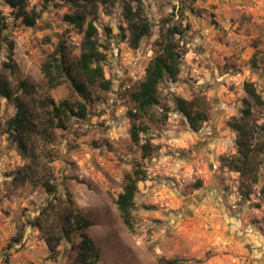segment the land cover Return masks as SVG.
Returning <instances> with one entry per match:
<instances>
[{
  "label": "rangeland",
  "instance_id": "obj_1",
  "mask_svg": "<svg viewBox=\"0 0 264 264\" xmlns=\"http://www.w3.org/2000/svg\"><path fill=\"white\" fill-rule=\"evenodd\" d=\"M129 2L135 5L110 0L83 9L60 0L46 6L29 0L27 9L41 15L34 27L0 4L8 18L0 35V80L29 106L36 128L43 127L51 99L83 101L71 80L50 88L42 72L60 41L72 63L80 55L83 33L64 15L84 12L94 21L112 83L109 91L89 86L86 118L50 130V141L32 135L25 150L6 130L16 104L0 96V264H75L76 242L64 238L50 249L51 238L57 242L62 235L60 213L69 197L91 223L87 232L100 249L98 264H233L232 255L252 256L251 264H260L264 107L253 104L244 83L253 82L264 97V0H144L142 14L152 31L138 48L129 45ZM181 9L183 16L171 14ZM173 21L189 25L187 53L178 81L165 78L159 86L161 104L142 116L148 130L141 133V143L151 139L153 145L145 158L131 136L134 121L128 111L137 107L130 94L156 53L163 26ZM21 81L28 84L25 92L18 90ZM178 97L207 115L197 129L178 109ZM163 107L170 109L168 119ZM238 142L250 147L245 175L222 162L240 154ZM136 166L147 179L139 183L130 228L114 198L123 189L124 174ZM47 185L57 191L49 192ZM21 230L20 240H13ZM226 242L231 247H218Z\"/></svg>",
  "mask_w": 264,
  "mask_h": 264
},
{
  "label": "trees",
  "instance_id": "obj_2",
  "mask_svg": "<svg viewBox=\"0 0 264 264\" xmlns=\"http://www.w3.org/2000/svg\"><path fill=\"white\" fill-rule=\"evenodd\" d=\"M29 0H0L1 3L7 4L11 8V13L15 19H21L23 24L29 27H34L37 24L38 18L41 16L34 8L28 10ZM57 0H43L44 5ZM76 8H83L88 4H106L110 0H60ZM121 1V0H120ZM135 5L130 2L125 4L126 18L129 19V29L131 36L129 38V45L132 48H138L142 39L151 34L152 23L142 14L143 1L133 0ZM113 3V1H111ZM172 15H182L183 10H174ZM66 21L71 23L83 33V38L80 44V55L77 62H71L67 54V45L64 41H60L53 53L42 64V72L46 78L50 88L60 86L65 79L72 81L76 91L82 96L83 101L72 102L64 99L56 103L53 99L48 104L47 119L43 123V127L36 128L33 122L34 115L30 111L29 106L22 102L21 97L15 95V92L6 80H0V96H4L9 101H14L16 104L15 115L8 120L7 132L10 137L17 140L22 149L27 148L26 140L32 135L43 137V139L50 141L51 132L54 129H66L68 124L74 119H83L88 116V105L86 102L89 94V86L99 87L103 91L111 89V80L106 77L103 62L106 60V53L101 49V44L98 39L99 29L92 19H88L86 13L66 14L64 15ZM8 18L0 12V35L4 33L7 27ZM189 25H183L182 22L173 21L166 23L163 26L162 36L156 41V53L149 60L143 79L138 85V88L133 91L130 96L136 103L135 111H128L130 117L133 119L131 126V136L134 143L139 144L144 157H149L153 152V145L151 139H146L141 143V133L147 132L148 126L144 123L142 116L150 108L159 106L161 104L159 86L165 78H169L172 82H177L182 71L183 58L187 53L186 44L184 40L187 37ZM107 35L111 37L112 32L109 27H106ZM13 49V45H10ZM253 64L257 65L254 58ZM10 68L13 66L9 65ZM28 84L21 81L18 90L27 91ZM244 89L248 96L253 101V104L264 107V97L262 93L256 88L251 81L244 83ZM250 104V101L246 100ZM176 104L178 109L184 115L189 124L197 129L200 122L207 119V115L201 111H195L194 108L183 98H177ZM165 110L164 119H168L169 108L163 107ZM250 112L249 107L243 111L247 116ZM233 128L240 131V128L235 123H231ZM239 155L234 158L222 157L223 164L231 170L240 172L245 175V170L249 162L250 147L238 142ZM247 150V151H246ZM147 179L146 171L139 166L133 170L128 171L123 176V189L114 198L118 209L120 210L126 225L133 228L131 220L132 210L136 205V194L139 189V183ZM257 182L258 179H253ZM49 192H56L57 187L54 185H47ZM67 206L64 211L60 213V220L62 222L61 237L54 242V237L51 238L50 249L53 252L56 244L66 238L69 242H76L78 249L75 264H98L100 260V249L94 242L93 238L88 234L90 221L80 213L74 206V201L71 197L67 199ZM37 224H40L39 217L36 218ZM23 236L22 230L18 232L13 240L19 241ZM170 262H177L172 260Z\"/></svg>",
  "mask_w": 264,
  "mask_h": 264
},
{
  "label": "crops",
  "instance_id": "obj_3",
  "mask_svg": "<svg viewBox=\"0 0 264 264\" xmlns=\"http://www.w3.org/2000/svg\"><path fill=\"white\" fill-rule=\"evenodd\" d=\"M237 220H238V219H237ZM229 221H230L229 224H228V227L230 228L229 231H232V228H233V225H234V223H233L234 218L229 217ZM239 223H240V221L237 222L236 228H238V229L240 230V228H241V226H242V223H240V224H239ZM237 226H239V227H237ZM228 227H227V228H228ZM229 244H230V242H229V243L226 242V243H223V244H221V245L218 244V247H219V248H222V249H223V248H226V247H228V246L231 247V244H230V245H229ZM222 245H223V246H222ZM221 246H222V247H221ZM243 247L245 248V246H243ZM245 250H246V249H245ZM247 250H249V248H247ZM247 250H246V251H247ZM218 255H224V254L221 253V254H218ZM229 255H231V254H229Z\"/></svg>",
  "mask_w": 264,
  "mask_h": 264
},
{
  "label": "built area",
  "instance_id": "obj_4",
  "mask_svg": "<svg viewBox=\"0 0 264 264\" xmlns=\"http://www.w3.org/2000/svg\"><path fill=\"white\" fill-rule=\"evenodd\" d=\"M230 262L233 264H248V257L245 255H232L230 257Z\"/></svg>",
  "mask_w": 264,
  "mask_h": 264
},
{
  "label": "flooded vegetation",
  "instance_id": "obj_5",
  "mask_svg": "<svg viewBox=\"0 0 264 264\" xmlns=\"http://www.w3.org/2000/svg\"><path fill=\"white\" fill-rule=\"evenodd\" d=\"M251 255H253V254H251ZM250 257H252V256H249V258H248V264H251L252 263V261H251L252 258H250ZM260 264H264V256L261 257Z\"/></svg>",
  "mask_w": 264,
  "mask_h": 264
}]
</instances>
